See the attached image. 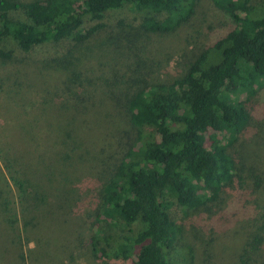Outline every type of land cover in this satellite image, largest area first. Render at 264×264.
I'll use <instances>...</instances> for the list:
<instances>
[{
  "label": "trees",
  "instance_id": "trees-1",
  "mask_svg": "<svg viewBox=\"0 0 264 264\" xmlns=\"http://www.w3.org/2000/svg\"><path fill=\"white\" fill-rule=\"evenodd\" d=\"M211 1L231 18L232 29L190 51L185 73L164 80L146 69L148 57L141 51L146 36L170 34L187 24L199 0H0V46L11 39L24 52L41 44L64 47L46 69L62 72V96L68 100L58 103L69 115L50 125V140L40 138L35 148H0L2 222L11 226L18 219L16 214V219L7 220L10 179L21 207L18 234L36 232L38 238L30 241L51 243L40 225V210H73L75 206L65 205L79 202L75 196L98 182L90 239L93 258L113 255L129 264H173L177 256L180 264H202L196 261L199 244L171 217L173 206L211 213L214 238H230L235 245L231 264H253V258L264 254V214L244 219L236 209L221 207L234 180L243 184L235 154L245 143L258 148L263 139L262 132L256 131L253 140L254 135L249 136L257 121L246 101L264 92V13L256 14L251 0ZM126 7L143 13L137 26L125 19H106L109 12ZM101 33L134 58L124 70H116L113 63L99 70L101 75L92 81L94 71L79 63L76 52L88 43L87 50L91 48ZM99 44L103 53L90 50L87 56L112 59V51ZM3 46L0 59L5 61L11 51ZM93 83L96 87L88 89ZM24 121H16L17 128L27 125ZM80 135L86 138L80 140ZM63 136L71 142L59 150ZM43 144L52 148L44 150ZM41 159L46 165L42 183L34 176L37 170L27 166ZM19 167L24 171L16 176ZM255 178L256 188L248 185L252 192L264 185L263 178ZM259 193L264 202V189ZM237 240L243 245L236 246ZM51 244L57 250L56 242ZM48 252L39 251L40 257ZM6 255L0 252V263L31 264L23 248L13 250V258Z\"/></svg>",
  "mask_w": 264,
  "mask_h": 264
},
{
  "label": "rangeland",
  "instance_id": "rangeland-1",
  "mask_svg": "<svg viewBox=\"0 0 264 264\" xmlns=\"http://www.w3.org/2000/svg\"><path fill=\"white\" fill-rule=\"evenodd\" d=\"M251 4L255 8L256 14L264 13V0H251ZM142 17V12H135L126 7L109 12L106 19L114 21L113 23L118 19H125L126 21H131V26L135 27L139 24ZM232 26L231 18L224 11L216 8L211 0H199L195 12L187 24L170 34H150L146 36V48L141 50L148 57V62H146L148 68L146 69L149 70L152 77L157 76L164 80L180 77L185 73V62L188 55L191 54L190 51L204 48L216 36L232 29ZM125 30L128 29L125 28ZM98 38V40L91 41L92 46L88 50L90 43L76 52L79 57V63L82 62L85 67L92 68L88 72L94 71L92 76L90 74L92 81L97 80L96 76L101 75L99 70H106L112 67V63L117 67L116 70H124L125 64L131 63L134 58L128 56L129 54H126L123 49H116L113 46L111 36H108V34L101 33ZM101 41L102 45H106L105 47L112 51V59L103 57L97 61L95 57L87 56L90 50H94L96 53H103L98 50L102 47L99 44ZM2 45H4V50L11 51V56L9 59L6 58L5 61L0 59V148H8L15 145L13 147L15 148L14 152L19 149L23 152L24 150L35 148L40 138L48 136V140H50V125H57L62 119L65 121L66 117L69 118L68 110H63L61 104L58 103L60 99L63 101L68 100L67 97L62 96L60 81L63 78V74L62 72L59 74V70L46 69V66L52 62L53 58L61 55L62 52H65V49L62 45L41 44L33 47L30 51L24 52L11 39L3 41ZM103 55L106 56L105 54ZM102 65L103 68L101 67ZM106 75L108 76L109 73L107 72ZM94 87L96 85L93 83L88 89ZM245 95L242 94L240 98L245 100ZM51 97H55L56 101H50ZM246 102L251 110L252 118L257 121L254 130L249 136L256 134L257 131L263 133L264 139V92L251 96ZM23 116L26 121L22 123H27V125L17 128L18 123L16 121L25 119ZM254 137L255 135L251 140ZM79 138L82 140L86 137L80 135ZM263 139L259 140L261 145L258 148H254L251 143H245L242 150H238L235 154L239 168L237 172L243 177V184H240L238 179L234 180L232 188L228 189V192L224 194L221 200L223 210L234 208L237 212L239 211L240 216H238L244 219H254L258 215L264 214L262 194L259 195V192L264 189V185L255 192L249 189L250 187L256 188L254 184L255 176L264 179ZM70 142L68 137L63 136L61 143L57 144V148L61 150L63 147L70 145ZM48 148L50 149L52 146ZM38 149L42 150L41 148ZM43 149L47 150L44 148V144ZM14 152L13 155H15ZM32 160L29 162L32 165L27 166L37 170L34 171V176H39V181L42 183L46 175L44 160L41 159L40 164ZM1 168H3V164L0 158ZM51 170V164H48V175H50ZM22 171L24 169L19 167L16 176ZM93 175L95 176V174ZM8 182L10 184L8 186L10 190L7 189L9 191L7 195L10 198L8 207L11 206V209L8 211L9 218L7 220L16 219V214L18 219L10 226L9 222H2L3 215L0 210V248L1 244L4 243L1 251L7 252L6 256H9L13 250L23 248V252L27 254L31 264H102V262H104L103 264H129V260H124L120 256L111 255L104 258V260L91 256L90 239L94 221L93 212L97 204L96 198L98 197V182L93 184L92 189H85L82 194L75 196V198L80 199L79 202L74 203V201H71L65 205L75 206L73 210H69L70 208L67 209L66 207L63 213L48 207L40 210V225L48 232L49 237H52L50 238L51 243L56 242L57 247L55 248L57 250L53 248V244L47 243V239L37 244L35 240L30 241L29 237L38 238L36 232H34L35 235H24V232L22 235L21 233L20 235L18 234V228L20 229L22 220L21 207L17 202L18 194L14 181L8 179ZM243 185L244 188L242 189ZM47 210H49L47 213H42ZM185 210L186 213L184 212ZM185 210L178 206H173L170 209V215L175 222L183 226L187 234H190L191 239L195 240L196 244H199L196 245L199 247L196 253V256L199 255L196 259L197 263L206 264L204 260L210 259L213 264H231L235 245L230 238L228 240L225 239V242L222 239H217V237L214 238L216 235L211 227L213 215L202 208L193 209L192 211ZM239 242L237 240L236 246L243 245L242 242ZM5 246L9 249H6ZM203 248L204 254L202 253ZM41 250L49 251L46 254L47 257H40L39 251ZM252 261L253 264H264V254L259 258H253ZM172 263L180 264L181 259L173 256ZM0 264H5V260L4 263L1 261Z\"/></svg>",
  "mask_w": 264,
  "mask_h": 264
}]
</instances>
